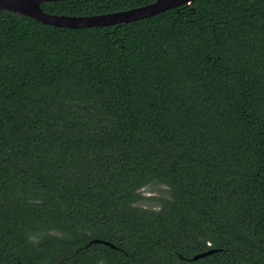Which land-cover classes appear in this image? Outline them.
I'll return each instance as SVG.
<instances>
[{"label": "trees", "instance_id": "obj_1", "mask_svg": "<svg viewBox=\"0 0 264 264\" xmlns=\"http://www.w3.org/2000/svg\"><path fill=\"white\" fill-rule=\"evenodd\" d=\"M0 264H264V0L0 10Z\"/></svg>", "mask_w": 264, "mask_h": 264}, {"label": "water", "instance_id": "obj_2", "mask_svg": "<svg viewBox=\"0 0 264 264\" xmlns=\"http://www.w3.org/2000/svg\"><path fill=\"white\" fill-rule=\"evenodd\" d=\"M58 0H0V10H7L31 17L41 23L59 26V27H96L120 23H128L138 19L146 18L170 8L178 7L183 4H191L194 0H156L146 5L135 8L93 14V15H67L49 13L43 9L42 3ZM109 244L104 240H95ZM114 247L113 244H111ZM211 249L194 255L190 260H197L214 252Z\"/></svg>", "mask_w": 264, "mask_h": 264}]
</instances>
